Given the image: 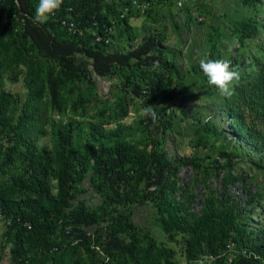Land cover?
Listing matches in <instances>:
<instances>
[{
	"label": "trees",
	"instance_id": "obj_1",
	"mask_svg": "<svg viewBox=\"0 0 264 264\" xmlns=\"http://www.w3.org/2000/svg\"><path fill=\"white\" fill-rule=\"evenodd\" d=\"M133 1L63 0L41 25L39 0H0V221L9 264H264V196L229 190L240 179L234 157L264 171V45L254 48L264 0H237L254 15H223L228 26L215 21L193 43L201 58L238 70L231 95L209 85L199 61L184 71L164 32L148 29L139 39L130 20L167 0H138L149 9L122 18ZM181 10L171 26L184 38L204 23ZM70 18L82 34L63 25ZM118 26L127 46L111 51ZM7 74L13 83L23 78L24 99L5 89ZM98 80L111 82L110 99L99 95ZM197 89L208 105L186 107ZM132 102L139 107L128 125ZM150 105L155 121L142 114ZM190 119L194 148L218 155L216 166L204 167L200 152L170 156L168 135ZM182 167L197 173L191 184L178 183ZM214 169L229 174L196 202L195 186L208 187ZM145 209L164 239L136 221Z\"/></svg>",
	"mask_w": 264,
	"mask_h": 264
},
{
	"label": "rangeland",
	"instance_id": "obj_2",
	"mask_svg": "<svg viewBox=\"0 0 264 264\" xmlns=\"http://www.w3.org/2000/svg\"><path fill=\"white\" fill-rule=\"evenodd\" d=\"M185 8H190L192 10V17H194V19H197L199 22H203L204 24L195 25L189 37L185 34L184 38H180L179 34L175 32L171 26V14L176 16L177 19L181 21L184 18V11H182L181 9ZM258 8H261V5H259ZM201 11H208V13L205 16H201ZM227 14L232 18H245L250 15H254V11L242 8L237 0H167V2H164V4L162 5H155L149 17L132 18L130 20V24L138 34L139 39L142 34L148 29L164 32L167 38V45L173 49L180 51V56H178L176 61L180 66L183 67L184 71H186L189 67V63H196L201 59L202 52L200 50L202 48L198 47L192 49L194 41L198 42V36L201 34L203 41L208 30L214 28L215 21L220 22L219 24L221 27L224 25L228 26L230 21L223 17V15ZM257 14V19L262 22L264 19V6H262L261 11L257 12ZM120 29L124 30V27L118 26L115 28L116 39L114 40L113 46L110 48L111 51H115L118 48L127 46L124 38L117 37L119 35ZM139 39L137 40V43L140 42ZM230 42L231 43H229L228 45V51L229 53H231V56H236L237 54L235 51V44L237 43V41L234 39ZM257 44L264 45V30H262L261 34L256 37L254 48L257 46ZM97 86L98 93L102 99L106 100L111 98V82H109L108 80H98ZM5 89L14 94L20 95L23 99L26 95L22 77H20V82L13 83L10 74H7L5 78ZM193 94H195V99L188 100L186 103V107L208 105V101H206V99L202 100L203 92L201 90L197 89L193 92ZM178 106V103L172 105V107L175 108H177ZM137 107H139L137 102L131 103V114L128 118L125 119V124L129 125L133 123V121L137 118V115L135 113V109ZM41 108L44 109L43 107ZM220 124L221 123H218V125ZM176 132L168 135L166 145L170 156H172L173 158H187L193 156V154L196 152H200V156L205 159L204 167H211L215 165V160H222L218 155L213 154L204 147H200L198 149L194 148L192 140L195 138V129L192 125V119L182 123L181 126H179V133ZM46 140L47 139H41L39 143L44 144ZM229 147L231 149V146ZM232 160H234L232 163L233 175L237 176L240 179L236 183L229 185L230 192L239 197H242L245 196L243 194V191L247 189L252 194L261 192L264 196V171L258 170L252 163L245 159L241 160L240 158L234 157ZM218 172L219 175L217 177V170L214 169L212 171L210 179L208 180V187H205L203 183H199L195 186L194 194L196 202L203 199V194H205L208 189H219L223 179L226 178L229 174V172L225 171L224 169ZM196 175L197 173L192 167H182L178 175V183L182 185L191 184ZM194 206L196 210L200 208V206L196 203ZM145 210H142L137 214L136 221L139 222L140 225L146 226L151 231V233H153V235L157 237V239H164L165 234L162 230L156 227V223L153 222V218L149 215V209ZM0 223L2 224H0V253L7 254L9 250L3 249L2 247L5 227L2 222ZM6 258L8 259V257ZM4 263V259H1L0 264ZM182 263L186 264V261L183 260ZM210 263L211 261L209 259L200 261V264Z\"/></svg>",
	"mask_w": 264,
	"mask_h": 264
},
{
	"label": "clouds",
	"instance_id": "obj_3",
	"mask_svg": "<svg viewBox=\"0 0 264 264\" xmlns=\"http://www.w3.org/2000/svg\"><path fill=\"white\" fill-rule=\"evenodd\" d=\"M62 4L63 0H39V4L35 9V22L41 25L47 23ZM199 67L207 78L209 85L214 86L223 95H231L230 86L239 80L240 74L229 61L223 59L212 60L205 57L199 60ZM142 114L153 121L156 120V113L151 105L144 108Z\"/></svg>",
	"mask_w": 264,
	"mask_h": 264
},
{
	"label": "built area",
	"instance_id": "obj_4",
	"mask_svg": "<svg viewBox=\"0 0 264 264\" xmlns=\"http://www.w3.org/2000/svg\"><path fill=\"white\" fill-rule=\"evenodd\" d=\"M150 7V3H146V2H139L138 0H134L133 3L131 4V6H128L125 8L124 10V14L122 15V18L126 17L131 11L137 9L138 11H140L141 13L146 12ZM72 13V9H69V15L71 16ZM71 20L69 21H63V25L67 26L69 28V30H71L74 34L79 33L82 34V31H80L74 21L72 20V18H70ZM102 40V38L98 37L97 41L100 42ZM111 43V39L109 37L106 38V44H110ZM3 213L0 210V220H3ZM8 224V223H7ZM228 249L232 252L234 250V245H228ZM244 254H246V252L244 251ZM232 258V257H230Z\"/></svg>",
	"mask_w": 264,
	"mask_h": 264
},
{
	"label": "crops",
	"instance_id": "obj_5",
	"mask_svg": "<svg viewBox=\"0 0 264 264\" xmlns=\"http://www.w3.org/2000/svg\"><path fill=\"white\" fill-rule=\"evenodd\" d=\"M0 222H2V221H0ZM2 223H3V222H2ZM0 224H1V223H0ZM1 225H2V224H1ZM4 230H5V229H4ZM6 257H8V259H7ZM2 259H4V261H5L4 264H9V262H10V254H9V251L7 252V254H3Z\"/></svg>",
	"mask_w": 264,
	"mask_h": 264
}]
</instances>
